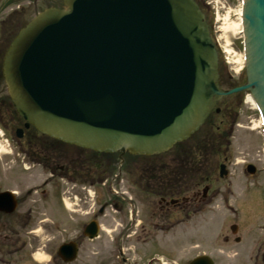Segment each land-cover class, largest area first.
I'll return each instance as SVG.
<instances>
[{
  "label": "water",
  "instance_id": "1",
  "mask_svg": "<svg viewBox=\"0 0 264 264\" xmlns=\"http://www.w3.org/2000/svg\"><path fill=\"white\" fill-rule=\"evenodd\" d=\"M62 1L21 28L3 57L24 127L97 153L150 156L188 138L223 96L247 91L264 128V0H243L246 82L225 91L194 0ZM15 206L10 192L0 193V211ZM86 230L96 235L93 222ZM58 254L71 261L76 249L64 244Z\"/></svg>",
  "mask_w": 264,
  "mask_h": 264
},
{
  "label": "rangeland",
  "instance_id": "2",
  "mask_svg": "<svg viewBox=\"0 0 264 264\" xmlns=\"http://www.w3.org/2000/svg\"><path fill=\"white\" fill-rule=\"evenodd\" d=\"M197 1L218 42L219 84L225 88L228 77L233 86L238 85L244 80L242 38L237 26L240 0ZM52 5L60 6L61 1L0 0V37L6 41L12 30ZM14 8L19 12L7 19L10 25L5 22L1 26V17L6 19L5 15ZM0 99V192L12 190L18 199L13 214L0 213V264H109L112 253L117 254L109 244L113 230L118 229L116 222H126L124 216L130 207L140 220L144 212L141 197L133 206L127 195L140 196L143 188L157 186L159 176L166 173L170 177L177 174L184 187H191L209 173L212 183L207 199L211 200L200 204L178 228L179 235L174 239L180 255L172 249V238L160 242L157 248L149 243L136 244L134 240L128 245L129 251L124 252L129 259L126 264H147L150 255L162 257L167 264H188L202 254L215 264H264V139L259 116L247 94L221 99L217 104L220 113L212 115L188 140L152 156L94 153L65 144L60 152H54L49 146L51 139L37 132L26 147L15 136L21 122L11 112L2 81ZM44 154L47 159L42 160ZM63 157L76 168L68 178L64 172L48 167L49 161H61ZM222 163L227 175L219 178L218 167ZM246 164H253L259 173L250 178ZM137 179L140 186L134 182ZM113 189L118 195L113 194ZM97 193L108 201L105 205L103 200V213L98 219L105 231L100 234V241H91L80 231L83 221L87 222L97 210L92 198ZM116 197L123 198L120 211L113 208ZM26 214L30 217L27 222ZM231 225L237 226L236 233H231ZM157 232L163 235L160 230ZM168 235L166 231L163 236ZM76 237L82 244L78 258L62 261L57 248ZM29 251L36 262L27 257Z\"/></svg>",
  "mask_w": 264,
  "mask_h": 264
},
{
  "label": "flooded vegetation",
  "instance_id": "3",
  "mask_svg": "<svg viewBox=\"0 0 264 264\" xmlns=\"http://www.w3.org/2000/svg\"><path fill=\"white\" fill-rule=\"evenodd\" d=\"M17 13V12H15ZM14 13V14H15ZM8 23L7 19L4 21V19L1 17V26L4 25V23ZM11 33L9 38L5 41L4 36L0 37V85L2 80L1 75V61L3 52L6 48L7 42L10 40ZM229 80V78L227 77ZM225 79L224 86L227 88L231 86L232 84ZM224 80V79H223ZM228 81V82H226ZM224 88V87H223ZM236 96V95H234ZM238 96V95H237ZM0 116H1V99H0ZM61 150V149H60ZM60 150L55 149L54 152H60ZM66 158H62V160L56 161L55 159H52L53 162H48V167L52 168L54 172H64L67 175L73 174L75 172V164H71L70 162H65ZM175 159V158H174ZM258 169L254 170V173L250 176L257 175ZM147 175L146 173H143ZM160 183H157V186L152 185V189L143 188V194L140 196H134L133 194H129L128 199L131 201L129 204L135 206L136 200L141 197L140 201L143 203L142 205L145 206L144 212L142 214L141 220L138 219V214L135 213V210L133 207H130L124 216V219H126V222L123 220H118L116 222V225L118 229L113 230L114 236L111 237L109 240L110 246L114 248V251L117 252V254L112 253V260L109 262V264H126V262L129 261L127 257L124 256V252L129 251V244H131L132 241H137L136 244L140 245H147V243L154 244V246L157 248V245H159L160 242L169 241V239H173V251H175L178 255L181 254V251L179 250L180 247L175 246L176 240L174 239V236L179 235L178 228L181 226V223L186 219L191 218L190 214H194L196 210L199 208L200 204H204L208 199V192L210 190V186L212 183V180L210 178V174L208 173L204 178L201 180L195 182L192 184L191 187H184L185 185L182 184L181 180L177 178V174L174 176H169L168 173L164 174L163 176H159ZM143 181V180H142ZM135 183H137L139 186L141 185L140 180H135ZM146 185H149L148 182H145ZM114 195H118V191L112 190ZM136 191V190H134ZM135 194V193H134ZM95 200L93 198V204L96 206L97 210L94 211V215L89 217V220L87 222L82 223L81 231L80 233L83 235L85 233L84 229L88 222L91 220L95 221L96 224V233L97 236L95 237V241H100L102 232L104 233L105 230L100 225L99 217L102 216L103 213V207L104 203L103 200L105 198H100L98 193L97 195H94ZM118 197V196H117ZM113 202V208L118 209L120 211L119 203H121L122 199L121 197L117 198ZM89 200V197L87 198ZM111 203V202H110ZM105 205H108V201L105 200ZM148 206V208H147ZM6 207V206H5ZM14 213V212H13ZM11 213V214H13ZM3 214V216H10L11 214ZM30 219V217L26 214L25 220L26 222ZM79 223V222H78ZM80 225V224H79ZM4 226V225H2ZM165 235V232L168 231L169 235L168 237L160 235L159 232ZM237 230V227L234 229ZM136 235V236H135ZM151 235V236H150ZM135 238V239H134ZM237 240V238H235ZM227 240V238H226ZM17 241L22 243L20 240V237H17ZM76 245L78 247V250L81 249V242L76 237L75 239ZM162 251V248L160 246V249ZM98 255V252H95L96 258ZM151 257L148 258L147 264H160L157 262H150L151 258L158 257L157 255H150ZM160 260V257H158ZM17 260V259H16ZM129 263V262H128ZM173 263V262H172Z\"/></svg>",
  "mask_w": 264,
  "mask_h": 264
},
{
  "label": "bare ground",
  "instance_id": "4",
  "mask_svg": "<svg viewBox=\"0 0 264 264\" xmlns=\"http://www.w3.org/2000/svg\"><path fill=\"white\" fill-rule=\"evenodd\" d=\"M238 21L240 20V10H239V12H238ZM237 26H238V29H239V32L241 31V27H240V23L238 22L237 23ZM242 59V58H241ZM249 97V96H248ZM249 101H250V99H249ZM250 102H252V101H250Z\"/></svg>",
  "mask_w": 264,
  "mask_h": 264
}]
</instances>
